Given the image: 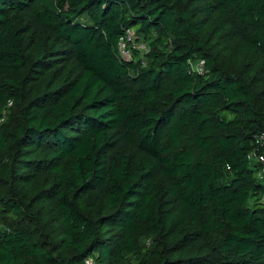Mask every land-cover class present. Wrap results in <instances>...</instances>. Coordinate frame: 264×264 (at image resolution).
Here are the masks:
<instances>
[{
  "label": "trees",
  "instance_id": "16d2710c",
  "mask_svg": "<svg viewBox=\"0 0 264 264\" xmlns=\"http://www.w3.org/2000/svg\"><path fill=\"white\" fill-rule=\"evenodd\" d=\"M262 138L264 0H0V264H264Z\"/></svg>",
  "mask_w": 264,
  "mask_h": 264
},
{
  "label": "built area",
  "instance_id": "2783aa9c",
  "mask_svg": "<svg viewBox=\"0 0 264 264\" xmlns=\"http://www.w3.org/2000/svg\"><path fill=\"white\" fill-rule=\"evenodd\" d=\"M128 44H133L134 48L140 49L142 51H146V49H147L146 45L143 43L141 45L136 46L134 33L130 30L127 31L126 36L124 38H122L121 42H120V51H121L122 57L126 60H130L132 57L131 52L128 49ZM203 65H204V61L203 60L199 61L198 66L203 69ZM198 72H202V71L198 70ZM258 144H260V145L264 144V138H262L261 143H258ZM252 158H256V160H259V162L264 164V156L258 155L257 152H255L251 156H249V159H252ZM263 176H264V169L261 173H259V177H263ZM262 202L264 204V195L262 198Z\"/></svg>",
  "mask_w": 264,
  "mask_h": 264
},
{
  "label": "rangeland",
  "instance_id": "374dc122",
  "mask_svg": "<svg viewBox=\"0 0 264 264\" xmlns=\"http://www.w3.org/2000/svg\"><path fill=\"white\" fill-rule=\"evenodd\" d=\"M138 46V45H137ZM193 68L196 70V71H203V69L201 67L198 66V64H194L193 65ZM91 264V263H90Z\"/></svg>",
  "mask_w": 264,
  "mask_h": 264
},
{
  "label": "clouds",
  "instance_id": "9594fccd",
  "mask_svg": "<svg viewBox=\"0 0 264 264\" xmlns=\"http://www.w3.org/2000/svg\"><path fill=\"white\" fill-rule=\"evenodd\" d=\"M133 32V31H132ZM141 45V44H140Z\"/></svg>",
  "mask_w": 264,
  "mask_h": 264
}]
</instances>
